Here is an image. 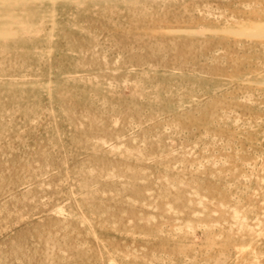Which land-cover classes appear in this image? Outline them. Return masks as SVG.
<instances>
[{"label": "rangeland", "instance_id": "1", "mask_svg": "<svg viewBox=\"0 0 264 264\" xmlns=\"http://www.w3.org/2000/svg\"><path fill=\"white\" fill-rule=\"evenodd\" d=\"M0 6V264H264V0Z\"/></svg>", "mask_w": 264, "mask_h": 264}, {"label": "bare ground", "instance_id": "2", "mask_svg": "<svg viewBox=\"0 0 264 264\" xmlns=\"http://www.w3.org/2000/svg\"><path fill=\"white\" fill-rule=\"evenodd\" d=\"M15 1H17V0H15ZM120 1H121V0H120ZM134 1H136V0H134ZM7 2H9V1H7ZM22 2H24V0H22ZM4 3H5V2H4ZM12 3H13V2H11V5H12ZM19 3H21V1H20ZM28 3H29V2H28ZM6 4H7V3H6ZM16 4H17V3H16ZM32 4H33V3H32ZM32 4H28V5H32ZM9 5H10V4H9ZM23 5H24V4H23ZM12 6H13V5H12ZM15 6H16V5H15ZM0 7H1V6H0ZM7 7H8V4H7ZM10 7H11V6H10ZM13 7H14V6H13ZM20 7H21V6H20ZM22 7H24V6H22ZM26 7H27V6H26ZM26 7H25V8H26ZM4 8H6V7L4 6ZM13 9H14V8H13ZM0 10H1V9H0ZM21 10H22V9H21ZM24 11L26 12V10H24ZM0 12H2V11H0ZM10 12H11V11H10ZM25 12H24V13H25ZM2 13H3V12H2ZM4 13H5V12H4ZM4 13H3V14H4ZM0 14H1V13H0ZM7 15H8V13H7ZM10 15H11V13H10ZM21 15H22V14H21ZM21 15H20V16H21ZM3 16H4V15H3ZM16 16H17V15H16ZM24 16H25V15H24ZM24 16H23V18H25ZM12 17H13V16H12ZM18 17H19V16H18ZM8 18H9V17H8ZM8 18L5 17V18H3V19H8ZM26 18H27V15H26ZM9 19H10L9 21H11V18H9ZM17 20H18V19H17ZM19 20H20V18H19ZM5 21H6V20H4V22H5ZM12 21H13V20H12ZM13 22H14V21H13ZM2 24L4 25V23H2ZM5 24H6V22H5ZM14 24H15V23H14ZM19 24H20V23H19ZM22 24H23V23H22ZM16 25H17V24H16ZM20 25H21V24H20ZM24 25H28V28H29V25H30V24H27V23L25 24V23H24ZM30 26H31V25H30ZM1 27H2V26H1ZM28 28H27V29H28ZM16 29H17V28H16ZM29 29H30V28H29ZM29 29H28V30H29ZM2 31H3V30H2ZM5 31H6V30H5ZM7 31H8V29H7ZM13 32H14V31H13ZM0 33H1V32H0ZM11 33H12V31H11ZM9 36H10V35H9ZM0 38H2V37H0ZM4 38H5V37H4ZM6 38H7V36H6ZM10 38H11V37H10ZM172 95H173V94H172ZM179 104H180V103H179ZM179 104H178V105H179ZM249 122H250V121H249ZM249 122H248V123H249Z\"/></svg>", "mask_w": 264, "mask_h": 264}]
</instances>
